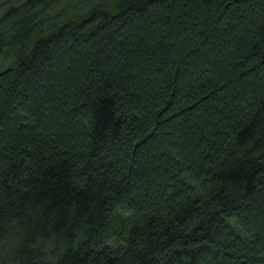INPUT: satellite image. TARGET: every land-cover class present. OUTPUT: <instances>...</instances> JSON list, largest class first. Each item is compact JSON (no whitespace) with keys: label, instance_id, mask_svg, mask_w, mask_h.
<instances>
[{"label":"trees","instance_id":"1","mask_svg":"<svg viewBox=\"0 0 264 264\" xmlns=\"http://www.w3.org/2000/svg\"><path fill=\"white\" fill-rule=\"evenodd\" d=\"M0 264H264V0H0Z\"/></svg>","mask_w":264,"mask_h":264}]
</instances>
